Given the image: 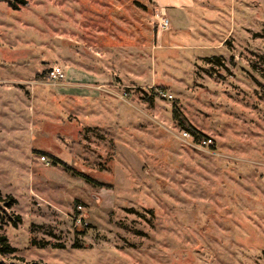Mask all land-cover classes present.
I'll list each match as a JSON object with an SVG mask.
<instances>
[{"label": "rangeland", "instance_id": "rangeland-1", "mask_svg": "<svg viewBox=\"0 0 264 264\" xmlns=\"http://www.w3.org/2000/svg\"><path fill=\"white\" fill-rule=\"evenodd\" d=\"M26 2L0 1V263L264 264V0H194L195 49L151 0Z\"/></svg>", "mask_w": 264, "mask_h": 264}, {"label": "crops", "instance_id": "crops-1", "mask_svg": "<svg viewBox=\"0 0 264 264\" xmlns=\"http://www.w3.org/2000/svg\"><path fill=\"white\" fill-rule=\"evenodd\" d=\"M152 3L161 11L163 12L165 15L168 16V11H177L180 12L181 16L179 17L180 19L178 20H174V24L175 27H173V25L169 24V32H168V42L170 44L169 47L171 48H191V49H195V47H202L201 43L198 44L194 43L195 40H193L192 38H190V35L188 36H182L181 32L182 29L186 30V31H190L191 28H189L188 26H183V27H179L180 21H183L184 16H188L190 17V15H192L193 17H196V15H194L192 8L194 6V0H172L170 1V8H165L164 6H160L159 4H156L154 2V0H151ZM180 20V21H179ZM179 21V22H178ZM183 23V22H181ZM178 27V28H177ZM181 29V30H180ZM192 36V35H191ZM194 44H198L197 46H194ZM75 68H72V72L71 74L67 73V78L71 75V77L73 79H71L72 82H78L81 80H89L90 77V73L83 71L79 66H77L76 64H74ZM67 84V83H66Z\"/></svg>", "mask_w": 264, "mask_h": 264}, {"label": "trees", "instance_id": "trees-1", "mask_svg": "<svg viewBox=\"0 0 264 264\" xmlns=\"http://www.w3.org/2000/svg\"><path fill=\"white\" fill-rule=\"evenodd\" d=\"M2 2H5L7 3V5L12 9V10H18L20 6H24L27 4L26 0H0ZM210 63H214L216 65H219L221 66L222 63L220 61V58L219 57H210L207 59ZM160 90L163 91L164 88L160 87L159 88ZM152 91V90H151ZM174 118L175 119H179L181 120L182 122V118H181V114L179 111H177L175 109L174 111ZM182 127L185 128V130L189 131L190 134L192 136H194L197 140H201V139H204V140H208L204 135H202L199 131H197L196 129H194L193 127H191L190 125L188 124H185L184 122L182 123ZM186 131V132H187ZM44 156L46 155V153H42ZM51 158L53 164H60L62 165L66 170H71L65 163H63L62 161H59L58 159H56L55 157L51 156V155H47ZM76 175L80 176L81 178H86V177H83V175H81L80 173H76ZM89 182H92L94 184H96L94 181L90 180L89 179ZM6 200H8V203L6 204V206L8 208H11V206L13 204H15V199H13L12 197H7ZM5 200L2 199L0 197V202H4ZM9 215V213H8ZM4 216H6V213H4ZM8 220L9 221H12L13 223V226L16 227V222L20 220V218L18 216L12 218L11 215L7 216ZM15 252V249L10 247L8 242H7V239L5 236L3 235H0V254H12ZM1 264V263H0Z\"/></svg>", "mask_w": 264, "mask_h": 264}, {"label": "built area", "instance_id": "built-area-1", "mask_svg": "<svg viewBox=\"0 0 264 264\" xmlns=\"http://www.w3.org/2000/svg\"><path fill=\"white\" fill-rule=\"evenodd\" d=\"M157 26L161 31H166L169 28V21L165 17V14L163 12H162V14H160V16H158ZM66 77H67L66 71L62 67L55 65V66H52L47 71L46 80L48 81L49 84H51L53 86H57L60 83L64 82L66 80ZM125 95H127V94H125ZM183 134H184V136L189 135V133L186 131H184ZM201 143L203 145H206L207 143H211V140L210 139L202 140ZM40 160L46 161V157L44 155H42L40 157ZM78 221H81V219H78Z\"/></svg>", "mask_w": 264, "mask_h": 264}]
</instances>
